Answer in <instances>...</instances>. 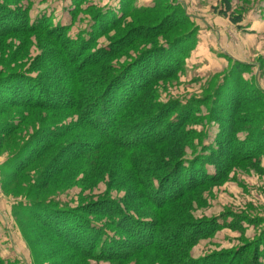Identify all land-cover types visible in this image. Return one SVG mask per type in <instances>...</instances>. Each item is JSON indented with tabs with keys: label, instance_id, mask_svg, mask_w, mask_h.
<instances>
[{
	"label": "rangeland",
	"instance_id": "1",
	"mask_svg": "<svg viewBox=\"0 0 264 264\" xmlns=\"http://www.w3.org/2000/svg\"><path fill=\"white\" fill-rule=\"evenodd\" d=\"M159 1H161L159 8L166 7V12L161 9L144 17L129 14V18L125 19L119 27L99 37L93 49L109 46L112 41L124 36L130 26L136 25L137 21L147 24L146 26L151 29L150 32H155L157 36L132 43V46L123 53L118 54L114 49L112 57L103 61L101 65L104 70L100 71L99 66L88 71V75L91 83L95 81L96 85L104 74L112 72L115 74L119 66L128 63L142 48L149 47L154 42L164 45V41L169 39L171 41L179 37L187 39L185 43L188 50L186 57L181 61L179 70L156 81L149 87L147 94L149 101L153 104L168 105L170 103L168 106L170 109L175 102L179 104V108L188 106L191 102L200 103L198 107L201 112L198 120L188 124L187 127V131L198 134L197 138L191 140V137L187 139V136H184L183 140L185 147L181 154L188 157L200 147L203 139L205 145L215 144L219 123L209 122L206 114L210 111L211 102H213L210 98L216 95L218 87L228 73H233L232 77L235 78L237 76L235 69L241 67L245 73L235 78L236 85L243 87L247 84L248 87V84L252 85L255 82L256 86L264 90V0H230L231 10L227 15L222 14L223 0ZM147 2H149L148 5L143 8H151L154 4V0H136L134 5ZM0 7V10L6 11L5 13L14 11L20 15H26L33 21L42 14L51 18L53 23L64 25L70 23L68 36L77 37L78 34L85 33L91 14L96 13L98 9H104V12L112 10L115 15H118L120 0H0ZM71 9L74 11L70 14ZM167 14L170 18L165 20L163 26H160V19ZM231 18H240V24L234 25ZM176 22L181 24L172 26ZM163 29H165L164 32H162ZM57 49L58 45H55L43 33L26 31L0 36V79L17 70L33 72L31 76L34 77L40 72L45 74L46 71L58 69L53 62L55 56L52 58L49 55L53 52L57 54ZM85 57L83 61L86 62L95 59L85 60ZM225 98L226 92L221 91L215 105L218 107L215 109L216 113H219L218 118L215 119L220 121L221 116L229 117L227 116L229 112L225 111L222 102ZM238 98L241 99L240 96ZM153 104L150 103L148 110ZM167 108L166 112H169ZM237 108H241V117L244 121L241 123L244 128L239 130L238 138L246 139L248 132L249 138L254 137L253 131L264 125V106L260 108L250 103H240ZM60 114L30 112V110L22 109H6L0 112V123L20 120L15 133L8 137H0L1 264H162L160 253L154 250L143 252L128 260H94L91 257H81L68 250L67 245L68 248L55 241L42 226V224L45 226L43 220L38 219L41 222L38 224L24 213L16 212V204L23 201L39 202L44 205L42 219L49 220L52 215L59 223L65 219L63 217L65 214L76 213L77 215L76 208L91 207L96 210L98 202L107 199L116 202L124 210L120 201L128 196L127 183L124 186L125 177L119 186L110 183V176L120 158L116 155L123 153L115 148H107L98 155L91 153L87 157L78 156V159H74L65 170L54 173L50 165H53L52 160L56 153L70 150L66 145L73 137L70 139L68 137L58 142L57 146L50 151H45L37 157L36 162L20 175L15 178L10 177L11 172L4 166L6 163H11L10 158L15 156L22 143L31 140L36 136L37 131L46 125L70 121L72 115L63 118L59 116ZM221 129L224 130V128ZM80 131V135L84 133ZM188 140L192 146L190 143L186 144ZM254 143L256 142L250 143V140L244 143L243 152L236 155L237 159L218 182L207 183L196 190L195 194L192 193V196L178 200L162 210L142 211L141 200L135 197V200L130 201V205L136 204L144 215L141 213L143 216H140L131 211V216L145 221H154L156 217L154 215H158L162 219L160 226L168 229L175 228V225L182 221H189L188 224L194 222L201 226L198 230L202 229V232L206 231L202 225L213 219L226 217V221L229 222L233 221V218H240L243 220L242 232L230 229L215 231L208 238L203 237L197 240L187 251L185 250L181 258L196 259L215 255L224 260V257L228 258L239 253L240 262L246 259L252 264H264V259H257L260 252H256L258 246H255L260 245L256 241L264 237V151L259 156L254 155V152H258L254 150ZM161 149L153 148L157 156L151 153L143 154L144 150H147L145 148L138 150L134 153V157H137L136 162L138 160L137 163L141 164L142 168L147 166L144 164L148 163L150 157H154L152 159L155 161L164 160L165 163H173L175 158H169L168 154H160L163 150ZM140 169L141 167L137 166L136 173L139 175ZM209 170L215 171L213 167ZM133 193L134 190L130 191V194ZM47 201L51 205L47 204ZM49 208L54 209L55 212L49 211ZM82 214L78 212V217L83 218ZM88 218L94 226L103 225L108 221L99 220L95 215ZM188 231L193 236L198 235L191 230ZM96 239L98 241V236ZM65 243L79 248L75 242L65 240ZM245 244L250 246L240 250L239 248Z\"/></svg>",
	"mask_w": 264,
	"mask_h": 264
},
{
	"label": "trees",
	"instance_id": "2",
	"mask_svg": "<svg viewBox=\"0 0 264 264\" xmlns=\"http://www.w3.org/2000/svg\"><path fill=\"white\" fill-rule=\"evenodd\" d=\"M135 1L120 0L118 15L112 10L104 12V9H98L96 13L91 14L88 29L77 37L68 36L70 23L69 26L53 23L51 18L42 14L33 21L26 15L14 11L5 13L6 11L0 10V36L31 31L45 34L58 45L57 54L56 52L49 54L52 58L55 56L53 62L58 69L46 71L45 74L40 72L34 77L31 76L33 72L17 70L0 79V112L6 109H22L30 112L61 113L59 116L63 118L72 115L69 122L65 123L66 120L64 123L46 125L40 128L31 140L22 143L15 156L10 158L11 163L4 166L11 172L10 177L20 175L36 162L37 157L57 146L62 139L73 137L68 139L70 142L66 145L70 150L56 153L52 160L53 165L50 166L54 173L65 170L74 159H78V156L87 157L91 153L98 155L107 148H115L123 153L116 155L120 158L117 167L112 171L110 183L119 186L125 177L124 186L126 183L128 186L127 198L120 201L124 210L116 202L107 199L99 201L96 210L91 207L76 208L77 215L65 214L63 216L65 219L59 223L52 215L49 220L42 219L44 205L39 202L23 201L16 204V212L24 213L38 224L43 220L45 226L44 224L42 226L55 241L67 245L68 250L76 255L91 257L94 260H128L143 252L154 250L160 253L162 264H252L246 259L240 262L239 253L224 257V260L215 255L196 259L181 258L185 250L187 251L197 240L208 238L215 231L230 229L242 232L243 220L240 218H233V221L229 222L226 221V217L213 219L202 225L206 229L202 232V229L198 230L200 226L198 223L188 224L189 221H182L177 223L175 228L168 229L160 226L162 219L158 215H154L156 216L154 221H145L130 214L133 211L134 214L144 215L136 204L130 205V201L135 200V197L141 200L142 211L162 210L178 200L192 196L207 183L218 182L237 159L236 155L243 152L247 140H250V143L256 142L254 150L258 152H254V155L259 156L264 151V125L253 131L254 137L249 138L248 132L246 139L238 138L239 130L244 128L241 125L244 121L241 117V108L237 106L240 103H250L260 108L264 106V90L256 86L255 82L252 85L248 84V87L244 81L246 85L243 87L236 85L235 78L245 73L243 68L238 67L235 69L237 76L233 78V73H228L218 87L216 95L210 98L213 102L206 114L207 120L219 123L215 144L205 145L203 139L193 154L188 157L182 156V149L185 147L184 136H187V139L191 137V140L197 138L198 134L187 131V127L198 120L201 112L198 107L200 103L191 102L188 106L179 108V104L175 102L170 109L168 107L170 103L162 105L150 102L147 93L149 87L156 81L179 70L188 50L185 38L179 37L172 41L169 39L164 41V45L154 42L138 51L139 53H136L137 55L128 63L119 66L115 74L106 73L97 81L98 84L95 85V81L91 83L88 71L99 66L100 71H103L101 65L103 61L112 57L114 49L118 54L123 53L132 46V43L157 36L155 32H150L147 24L137 21L136 25L130 26L120 39L112 41L107 47L93 49L99 37L119 27L129 18V14L144 17L161 9L163 12L167 10L166 7L159 8L161 3L159 0H154L151 8L136 7ZM222 4L224 7L222 14L227 15L231 10L230 0H223ZM73 11L71 9L70 14ZM168 18H170L168 14L162 16L160 26H163ZM231 21L234 25H239L241 19L231 18ZM176 24L181 23L176 22L172 26ZM164 31L165 29L162 32ZM84 56L85 60L95 59L86 62L83 61ZM221 91L226 92V98L222 102L225 111L229 112L227 113L229 117L221 116L223 120L220 121L215 119L219 115L216 113L215 109L218 107L215 105ZM150 103L153 105L148 110ZM166 108L169 112H166ZM64 113L66 115H62ZM19 124L20 120L0 123V137H8L15 133ZM80 130L84 131L81 135ZM189 143V140L186 141V144ZM190 144L192 146V143ZM143 148L147 149L143 154L151 153L153 156H157L153 148H162L163 153L160 154H168V157L175 158V161L165 163L164 160L155 161L152 159L154 157H150L148 163L144 164L147 166L142 168L141 164L137 163L138 160L136 162L137 157H134V153ZM132 153L133 155H130ZM137 166L141 167L140 175L136 173ZM211 167L215 169L214 172L209 170ZM132 190L134 193L130 194ZM46 203L50 204L49 201ZM48 210L55 212L54 209ZM78 212L85 213L82 214L84 219L78 217ZM91 215L98 216L99 220L108 221L100 224L101 227L94 226L88 218ZM188 230L198 235L193 236ZM65 240L75 242L79 248L69 246ZM256 242L260 244L255 245L258 246L256 252H260L257 259H264V237ZM249 246L245 244L239 249L243 250Z\"/></svg>",
	"mask_w": 264,
	"mask_h": 264
},
{
	"label": "crops",
	"instance_id": "3",
	"mask_svg": "<svg viewBox=\"0 0 264 264\" xmlns=\"http://www.w3.org/2000/svg\"><path fill=\"white\" fill-rule=\"evenodd\" d=\"M148 3H149V2H147V3H142V4H137V3H136V4H137L136 6H142V7L145 6V7H146V6L148 5Z\"/></svg>",
	"mask_w": 264,
	"mask_h": 264
}]
</instances>
